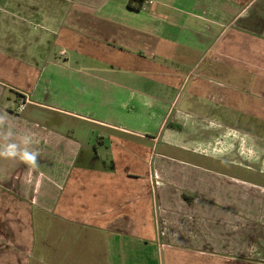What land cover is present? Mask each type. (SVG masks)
<instances>
[{
	"label": "crops",
	"instance_id": "obj_1",
	"mask_svg": "<svg viewBox=\"0 0 264 264\" xmlns=\"http://www.w3.org/2000/svg\"><path fill=\"white\" fill-rule=\"evenodd\" d=\"M109 1L0 0V264H83L128 241L155 264H264V0H143L157 6L113 27L139 35L119 47L115 18L93 16ZM128 2L129 19L144 10ZM127 74L155 87L140 104L162 124L203 140L124 127ZM37 221L56 235L46 258Z\"/></svg>",
	"mask_w": 264,
	"mask_h": 264
},
{
	"label": "rangeland",
	"instance_id": "obj_2",
	"mask_svg": "<svg viewBox=\"0 0 264 264\" xmlns=\"http://www.w3.org/2000/svg\"><path fill=\"white\" fill-rule=\"evenodd\" d=\"M135 3L136 5H139L138 1H136ZM147 3L148 4L144 2V4L142 5L143 8L141 7L142 9H144L142 13L137 14V17H135V15H132V18L129 19L126 16L127 14L122 13L121 11L118 10L121 4L120 0H110L107 3L106 5L107 7L104 9V11H102L100 14L97 15H95L94 12L93 16L96 17L95 22H99V19H101L100 17H102V19L103 17L115 18V21L117 22H115V24L111 26V30L113 31V33H111L110 36H108V39L111 40V42L114 43L115 46L119 47L120 43H122V45L125 43L136 46L137 43L136 39L139 35H136L134 33L135 30L133 27L129 26L128 30L119 29V28L116 30L113 27L120 26V24H124L126 22L127 24H129L131 20L133 22H135V20L140 22L142 20L147 19L146 14L150 13L151 8L157 6V4L151 5L153 2L151 4H149V2ZM82 10L87 11V9H82ZM133 12L135 13L136 11ZM81 21L83 26L87 27V21H88L87 17H85V19L83 18L82 20H80V22ZM109 22H111V20ZM190 23L191 21L189 20L188 24ZM193 26L195 27L198 26L199 28V25L194 24ZM162 30H163V26L159 29V32H161ZM140 41H143L141 49L144 50L142 52L145 53L144 54L145 57H148V59L154 60L163 65H168L170 67L172 66L171 59H173V56L168 55L167 52H164L167 50L164 48L163 45L160 44V47L164 53L162 52L160 56L156 55L155 58L150 54L151 52L150 47L154 46V49L158 50L159 45H156L155 43L153 44L152 40L149 37L147 38L146 36H144L143 39H140ZM147 45H149L148 50L146 48ZM126 76L128 77L125 80H123L122 83L124 84V86H127L128 89L122 90V94H121L122 105L120 104V102H114L112 109V112H115L116 110V113L113 116L120 118V121L124 127L146 135H156L157 133H160L163 136L162 140L168 134L172 133V131H176V133H179L176 138L179 137L183 142H187L188 145L194 142L192 140L193 138L197 139L198 141L203 140L204 138L203 136H200V134L198 135L195 134L194 126L192 127L190 125H182V126L173 125L171 124L173 120L169 117L167 118L166 121H164V124H162L163 121L162 108L161 110L160 108L159 109L147 108L140 104L141 98L144 99L146 96L152 97L153 94L156 95L155 87H153L150 83L142 84L140 82V79L138 78H133V79L129 78L130 76L129 74H127ZM184 97H185V92L184 94H182V99H181L182 102L184 101ZM115 103L117 104V107ZM125 105H127V108L125 107ZM156 106H158V103H155L154 107ZM119 108L122 109L120 110ZM36 224H37L36 236L38 242L42 243L44 241H47V243L46 245H41V246L40 244H37L35 253L38 256H42V258H46L50 254L48 251L56 247V235L55 232H53L52 229L50 228L45 229L42 228L41 226L39 227L38 221ZM130 242L131 241H128V244L131 246V248H127L128 247L127 246L124 250L121 249V246L119 249L118 247L117 248L113 247L111 250L108 251H104V250L102 251V249L96 250L94 253V258L92 260L88 259L87 253L84 254L81 252V250L79 251L78 254L75 253L74 257H77L78 259L79 256V260L83 264H87V262H89V264H146L147 262H149L150 264L151 263L155 264L158 262L157 251L154 249L152 245H150V247L147 248L145 247V244L141 245L140 242H136V241H135L136 243H130ZM100 244L101 243H99V245ZM132 247L136 248V250H133L134 248ZM54 255L55 252H53L51 256L54 257ZM51 261H53V259H51ZM50 264H54V263H50Z\"/></svg>",
	"mask_w": 264,
	"mask_h": 264
},
{
	"label": "trees",
	"instance_id": "obj_3",
	"mask_svg": "<svg viewBox=\"0 0 264 264\" xmlns=\"http://www.w3.org/2000/svg\"><path fill=\"white\" fill-rule=\"evenodd\" d=\"M136 1H138L139 5H136ZM143 5V0H129L128 2V8L132 10H138L142 7Z\"/></svg>",
	"mask_w": 264,
	"mask_h": 264
},
{
	"label": "built area",
	"instance_id": "obj_4",
	"mask_svg": "<svg viewBox=\"0 0 264 264\" xmlns=\"http://www.w3.org/2000/svg\"><path fill=\"white\" fill-rule=\"evenodd\" d=\"M27 103H28V100L27 99H23L20 104H19V107H18V111L19 112H23L27 106Z\"/></svg>",
	"mask_w": 264,
	"mask_h": 264
}]
</instances>
